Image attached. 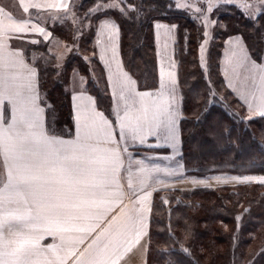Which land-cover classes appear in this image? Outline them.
Listing matches in <instances>:
<instances>
[{"label":"snow or ice","instance_id":"snow-or-ice-1","mask_svg":"<svg viewBox=\"0 0 264 264\" xmlns=\"http://www.w3.org/2000/svg\"><path fill=\"white\" fill-rule=\"evenodd\" d=\"M79 7L82 4L76 0L71 4L67 0L59 4L0 0V264H118L133 249H143L147 257L150 248L144 237L151 238L147 215L151 197L171 187L164 177L183 178V165L171 168L147 162L168 161L175 155H140L160 148H170L173 154L181 151L184 97L177 73L169 71L165 79L162 71L157 91H138L137 82L116 61L120 26L110 14L143 20L160 6L145 7L144 0H96L82 16ZM44 8L65 10L46 17L54 22L53 27L57 20L62 25L71 20L81 35L84 29L95 33L100 60L111 73L114 120L99 110L81 77V87L70 94L71 127L65 133L52 126L55 105L41 91L42 75L48 72L40 62L44 55L39 60L29 58L28 50L16 44L30 34L50 40L51 31L40 24ZM232 8L256 20L264 15V0H169L161 18H152L151 27L174 40L179 25L161 22L168 12L181 11L202 22L198 47L203 68L207 45L214 39L211 28L226 30L219 14ZM30 43L40 41L31 39ZM224 63L240 81L241 87L234 82L229 87L252 113L249 121L264 118V63L252 60L240 37L226 41ZM170 66L175 68V62ZM55 67L59 70L63 65L58 62ZM229 179L264 185V176L220 177L217 182ZM125 201L129 207L123 219L107 223L110 212L124 207ZM46 237L53 242L42 243ZM169 241L179 242L171 234L166 244ZM168 253L172 259L166 258ZM187 254L183 246L158 250L164 264H183L180 257Z\"/></svg>","mask_w":264,"mask_h":264},{"label":"trees","instance_id":"trees-1","mask_svg":"<svg viewBox=\"0 0 264 264\" xmlns=\"http://www.w3.org/2000/svg\"><path fill=\"white\" fill-rule=\"evenodd\" d=\"M69 4L73 2L70 0ZM138 2V0H137ZM169 0H144V5H159L146 19H123L111 13L120 26L119 50L124 69L137 82V89L148 91L158 86V65L152 18H161ZM96 0H80L82 16ZM232 8L219 14L226 30L216 27L207 51L206 67H201L199 44L203 26L194 17L171 11L161 21L178 24L174 38V58L178 86L183 90L181 160L186 177L207 179L233 176H264V118L253 117L230 90L221 73L220 59L224 40L238 35L252 60L261 63L264 56V15L247 19ZM144 16V13H139ZM49 41L37 45L19 43L29 58L41 55V65L48 67L42 75V94L55 105L58 131L67 132L72 125L70 93L66 86L73 70L84 80V87L97 101L99 110L114 120L110 93L102 64L94 47V32L86 29L72 35L71 25L55 22ZM76 31V30H75ZM78 32V31H77ZM54 38L68 48L62 69L55 66L56 56L49 47ZM89 58V59H85ZM50 61V63H45ZM59 71V77L57 72ZM211 93V94H210ZM209 101H211L209 103ZM168 200V203L164 202ZM240 216V221L236 217ZM147 245V264H164L158 250L187 247L183 264H264V185L258 182L192 190L157 191L153 194ZM169 234L178 243L168 241ZM167 259H172L170 253Z\"/></svg>","mask_w":264,"mask_h":264},{"label":"crops","instance_id":"crops-1","mask_svg":"<svg viewBox=\"0 0 264 264\" xmlns=\"http://www.w3.org/2000/svg\"><path fill=\"white\" fill-rule=\"evenodd\" d=\"M70 0H67V2L69 3ZM35 2L41 3V4H47V3H52L55 2L57 4L61 3L62 0H35ZM57 10H62V9H48V8H44L41 11V15H50V13H52L53 11H57ZM33 14H35V10H33ZM25 16H27V14H24ZM163 22V21H161ZM165 23V22H164ZM41 26H44L41 24ZM46 30H48L46 28ZM38 38H42V36L38 35V34H30L24 41H30L31 39H38ZM120 38V37H119ZM96 41V36L94 34V47L96 50V54L98 57V60L100 61V63L103 66L104 72H105V76H106V81L108 84V88H109V76L111 75L110 71L107 70L105 68V62H102L100 60V54H99V50L95 44ZM154 41H155V49H156V58H157V65H158V86L155 89L152 90H148V91H152L155 92L160 88V83H161V79H160V74L163 71V73L165 74V79L167 78V73L169 71H174L177 73V68H171V61L175 62V58H174V40L170 39V43L167 44V41H162V39H159V34L156 33L155 29H154ZM20 45V44H19ZM18 45V46H19ZM110 59V56L108 58H106V60ZM116 61L122 64L121 61V56H120V50H119V41H118V55L116 57ZM176 64V62H175ZM123 66V64H122ZM115 65L113 64V70H114ZM124 68V67H123ZM125 70V69H124ZM126 71V70H125ZM132 77V76H131ZM84 86V84H83ZM79 89V88H78ZM140 91V90H138ZM73 91L70 92V94ZM112 90L109 88V93H110V99H111V105H112V112H113V99H112V94H111ZM71 99V98H70ZM71 110H72V106H71ZM113 117L115 119V115L113 113ZM154 142V141H153ZM159 155V156H164L167 155L169 157H173L175 155L174 159H169L168 161H164V160H153V161H147L149 163H159L162 166H168L171 168H176L177 165H183L182 160H181V151L177 154H173L172 149L170 148H160V149H153L150 152H141L140 155L141 157H145L146 155ZM180 171L183 173V178L182 179H176L175 177H164V179L168 180L171 187L168 188L166 191H171V190H176V189H180L181 191H185V190H192L195 188H212V187H219V186H228V185H233L234 181H231L230 179L227 181H220L217 182V178L216 179H199V180H203L205 181V183H193V181H197V180H191L189 178L186 177L185 174V170H184V166L182 169H180ZM230 178V177H229ZM157 187L159 188L160 186L157 185ZM152 199L153 196L151 197V205H152ZM129 205L127 204V201H125V205L124 207H116L112 212H110V214L107 216L106 218V222L107 223H112L113 220L117 219V218H121L122 217V213L125 212V209L128 208ZM150 211H151V206L149 209V212L147 213V215L150 218ZM73 215H76V213H73ZM149 231V228H148ZM147 240L148 237H144V241L147 244ZM52 239L50 237H46L45 240L42 243H52ZM138 247V246H137ZM145 252L143 249H133L130 252L124 253L121 260L118 262V264H145Z\"/></svg>","mask_w":264,"mask_h":264},{"label":"rangeland","instance_id":"rangeland-1","mask_svg":"<svg viewBox=\"0 0 264 264\" xmlns=\"http://www.w3.org/2000/svg\"><path fill=\"white\" fill-rule=\"evenodd\" d=\"M5 2H7V0H5ZM69 2H71V1H69ZM79 2H80V0H76V3H79ZM181 2H183V0H181ZM188 2H192V0H188ZM64 11H65L64 9L57 10V11H53L52 13H50V15L53 14V13L63 14ZM222 13H229V11L221 10L220 14H222ZM47 16H49V15H46V14L41 15L40 24L44 25L49 30V27L51 28L54 22L52 20H50V19H46ZM191 16L194 17L193 15H191ZM211 18L212 19H216V15H213ZM57 21H59V20H57ZM57 21H55V22H57ZM68 23L71 25V33L70 34L78 36L79 35V32L75 31L76 30V26L73 25V22L71 20H69ZM201 24H202V22H201ZM215 28L216 27H212L211 28L212 34H213V31L215 30ZM233 37H240V36L234 35V36H230V37H228V38H226L224 40V42H225L224 44L225 45L223 47V50H222L223 53H222V56H221V59H220L221 73H222L223 78L225 79V82H226V84H227V86H228V88L230 90H232V88L229 87V83L230 82H234L237 88L241 87L240 81L239 80H236L235 77H233V75L231 74V70L224 63V53H225V49H226V41H228L230 38H233ZM159 39H162V41H167V44L170 43V39H166L164 37V35H163L162 32L159 34ZM210 42H211V40L209 41V43L207 45V51L209 49ZM19 43H20V41H16V44L17 45H19ZM49 49L56 56V61L59 62V63H61V64L64 62L65 57H66V54L69 51L68 48L65 47L64 43L61 40H59L58 38H54L52 40ZM207 51L204 54L205 55V62L206 63H207V57H206ZM262 63H264V56H263L262 62L261 63H257V64H262ZM226 75L228 77L227 79H226ZM83 84H84V80H83ZM80 87H81V75L78 73L77 70H73L71 72L70 80H69V83L66 86V88H67L68 92L70 93L71 91H73L74 88L78 89ZM234 93L238 97V99L241 101V103L244 105L245 110L247 111V113L249 114V116H252V113H250L248 111L247 106L240 99L239 95L236 92H234ZM256 177H260V176H256ZM209 179H216V178H209ZM191 180H199V179H191ZM227 182H228V180H227ZM236 184H240V183H234L233 185H236Z\"/></svg>","mask_w":264,"mask_h":264}]
</instances>
